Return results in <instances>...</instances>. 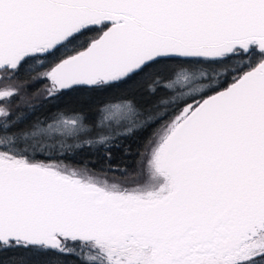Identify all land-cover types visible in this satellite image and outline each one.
Listing matches in <instances>:
<instances>
[{
    "label": "snow or ice",
    "instance_id": "snow-or-ice-1",
    "mask_svg": "<svg viewBox=\"0 0 264 264\" xmlns=\"http://www.w3.org/2000/svg\"><path fill=\"white\" fill-rule=\"evenodd\" d=\"M0 264H264V0H0Z\"/></svg>",
    "mask_w": 264,
    "mask_h": 264
}]
</instances>
